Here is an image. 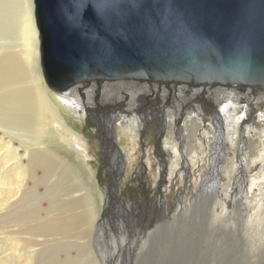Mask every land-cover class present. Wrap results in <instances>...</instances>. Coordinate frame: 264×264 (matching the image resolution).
<instances>
[{"label":"bare ground","instance_id":"1","mask_svg":"<svg viewBox=\"0 0 264 264\" xmlns=\"http://www.w3.org/2000/svg\"><path fill=\"white\" fill-rule=\"evenodd\" d=\"M19 36L23 39L20 48L18 45L5 46L6 39ZM0 40H5L0 42V264H98L92 243L100 227L101 199L98 197L103 194H96L93 189L95 181L84 180L83 171L58 149V144L59 140L63 141L66 150L76 152L86 163L89 146L79 132L85 126L86 112L83 109L91 114L94 107L105 105L120 107L116 114L121 116L124 125L137 124L142 116L149 115L145 110L160 106L162 109L156 113L159 130L170 125V130H175L180 139V142L168 140L173 164L180 162L185 155L194 158L201 142L198 137L205 125L203 122H206L202 117L206 108H212V117L216 119L212 121L218 127L215 133L218 140L213 150L221 149L219 155L223 162L215 165L216 158L211 160L210 171L204 179L205 186L211 191L200 194L190 208L175 210L171 219L167 218L164 206L162 214L168 220L161 229L162 223L150 222L158 211L156 199L147 202L145 212L134 203L135 208H124L130 221L134 222L132 233L140 242L141 248L135 253V258L140 259L138 264L141 260L145 261L142 264H181L178 241L187 230L191 234L198 233V238L203 241L199 264H207V241L215 235L211 236V229L218 233L217 226L227 230L239 224L236 212L229 211L228 203L219 199L222 185L218 173L228 169L234 173L239 167L249 170L243 158L236 159L234 149L233 157L224 153L236 138L234 130L229 132V128L234 129L239 121L246 120V127L251 132L264 122V86L216 80H91L64 91L52 90L46 85L55 100L44 86L34 0H0ZM62 109L66 110L64 114ZM214 113L218 115L214 116ZM66 116L74 119L72 125L76 128ZM187 121L192 122L191 126H185ZM225 124L229 132L227 138ZM206 126L208 131L212 128L210 123ZM207 130L204 137L213 146L215 141L207 136ZM110 136L116 150L120 149L116 147V136ZM132 137L127 131L119 136L127 154L122 155L118 150L116 159L121 162L125 158V161L121 166L111 168L106 187L109 199L118 198L120 170L130 171V165L132 167L140 157V149ZM224 141L228 145L223 144ZM244 144L240 146V155L246 149ZM214 183L219 186H213ZM203 198L209 199L205 222H201ZM243 217L246 221L240 223V235L247 229L252 242L253 239L261 240L264 216L260 210L253 214L247 212ZM202 227L207 231L204 232ZM191 240L197 241L195 237ZM141 249L145 252L142 253ZM199 257L198 253L191 256L192 264H197ZM213 258L209 264H214Z\"/></svg>","mask_w":264,"mask_h":264},{"label":"water","instance_id":"2","mask_svg":"<svg viewBox=\"0 0 264 264\" xmlns=\"http://www.w3.org/2000/svg\"><path fill=\"white\" fill-rule=\"evenodd\" d=\"M46 85L114 79L264 86V0H34ZM107 50V54H106Z\"/></svg>","mask_w":264,"mask_h":264},{"label":"rangeland","instance_id":"3","mask_svg":"<svg viewBox=\"0 0 264 264\" xmlns=\"http://www.w3.org/2000/svg\"><path fill=\"white\" fill-rule=\"evenodd\" d=\"M22 40L19 36V38H9L8 41L6 39V41L0 40V42L5 41V46L18 45L17 48H20L19 45L23 43ZM44 86L46 89L48 88L45 83ZM47 90L49 91V89ZM49 93L52 98L57 100L51 91ZM119 108L115 106L113 108L106 107V105L97 106L94 107L91 114L86 109H83L86 112L84 119L85 126H82L83 130L80 129L79 132H81L83 135L81 136L85 138V143L89 146V159L86 163L81 160L76 152L66 150V145H64L65 143L63 141L59 140L58 144V149L83 171L85 175L84 180L95 181L93 189L96 194L99 192L103 194V197H98L99 200L101 199L100 227L98 228L99 230L97 229L98 232L96 231L97 235L93 236L92 243L93 254L98 264L140 263L138 262L140 259L135 258L137 249L140 250L141 248H139L140 242L136 239L137 237L134 236V233H132L134 222L130 221L124 208L127 209L128 206L130 208L134 207V203L136 206H140V209H143L145 212L148 208L147 202L149 203L156 199L158 211L156 217L150 220V222L162 223L159 229L164 228L166 220H168L162 214L164 206L167 208V218L170 219L175 215V210L179 211L182 207L190 208L191 203L200 194H206L211 191L208 190L204 183V179L210 171L211 160L216 158L215 165H222L223 162L219 155V153L221 154V149L217 151L218 154L213 150L218 140V136L215 134L218 131V127L212 121L216 120L212 117V108H206L205 116L202 117V121L205 120L206 122H203L205 125L203 124L204 126L198 137V140L201 141L199 142L200 147L199 150L195 151L194 158L191 159L190 155H185L181 157L180 162L174 164L170 154L169 149L171 146L168 140L175 139V141L180 142V139L175 130H170V125H167L162 131L159 130V121L155 115L162 108L157 106L152 110H145V112L149 111V115L142 113L141 115L145 116H142L141 121L137 124L129 123L128 125H124L121 116L119 117L116 114V110ZM164 110L166 111L167 109L164 108ZM64 112L66 110L62 109L63 114ZM239 114L237 111V115ZM217 115L214 113V116ZM66 118H68L71 125L74 124V119H71V116H66ZM243 122L239 121L237 127L234 129L229 128V132L234 130L236 138L233 141V145L227 147L224 153H227V156L230 155V157H233L234 153L232 151L234 149L236 159L243 158L245 161L244 164L249 170L246 171L245 168L239 167L236 168L234 173L229 169L226 172L220 171L218 173V179L223 188L219 190V199L228 203L229 211L233 210L236 212V222L239 224H237V227L233 226V228H227V230L217 226L219 228L218 233H215L211 229V236L213 234L215 235L214 238L207 241L209 250L207 264H209L212 256H214V264H264V236L261 240L253 239L252 242L247 233V229L240 235V223L246 221V218L243 217L245 213L253 214L255 211L260 210L261 216H264V122L257 125L251 132L246 127L248 122L246 120ZM209 123L212 128L208 131L206 125ZM191 124L192 122L187 121L185 126L189 127ZM218 125H221V123ZM72 126L75 127L74 125ZM206 130L207 136L212 137L215 141L213 146L208 138L204 137ZM123 131H127L133 135L132 138H134L137 147L140 149V157L137 160L138 162L133 163L132 167L130 165V171L126 169L120 170L118 198L109 199L106 187L110 180L111 168L121 166L125 161V158L121 162L116 159L119 156L118 150H120L122 155L127 154V150L123 147L119 139ZM229 132L227 130V124H225V136ZM110 135L113 137L116 136V147L120 149L116 150L115 145L112 144L113 140ZM155 137H159V139ZM224 142L223 144L226 145L227 142ZM242 143L246 144V149L240 155V146ZM245 144L243 148H245ZM221 145L222 143H220ZM146 158L148 160L145 161ZM144 171L147 172L145 173ZM116 172H119V170L117 169ZM149 172L152 175H149ZM213 186L219 185L214 183ZM227 188L230 191H227ZM208 200L207 198H203L201 202V222H205L206 220ZM220 211L219 209L218 213ZM222 220L224 221L225 219L222 218ZM141 224L144 225L145 222H141ZM202 229L204 232L207 231L204 227ZM119 231L120 234H118ZM191 237H195L197 241L193 242ZM178 243L180 248L178 252L180 257L178 260L181 264H192L193 260H190V257L197 253L200 255L197 264L200 263L203 253L201 250L203 241L198 238V233L191 234V231L187 230L182 233ZM141 250L142 253L145 252V249ZM143 261L141 260V264Z\"/></svg>","mask_w":264,"mask_h":264},{"label":"snow or ice","instance_id":"4","mask_svg":"<svg viewBox=\"0 0 264 264\" xmlns=\"http://www.w3.org/2000/svg\"><path fill=\"white\" fill-rule=\"evenodd\" d=\"M79 3H80L81 6L84 7L85 11L89 7H93V0H79ZM106 54H107V50H106Z\"/></svg>","mask_w":264,"mask_h":264},{"label":"flooded vegetation","instance_id":"5","mask_svg":"<svg viewBox=\"0 0 264 264\" xmlns=\"http://www.w3.org/2000/svg\"><path fill=\"white\" fill-rule=\"evenodd\" d=\"M155 117L158 118L157 115H155ZM146 122H147V121H146ZM155 138H156V139H159V137H155Z\"/></svg>","mask_w":264,"mask_h":264}]
</instances>
